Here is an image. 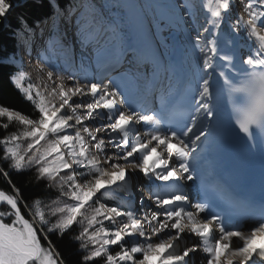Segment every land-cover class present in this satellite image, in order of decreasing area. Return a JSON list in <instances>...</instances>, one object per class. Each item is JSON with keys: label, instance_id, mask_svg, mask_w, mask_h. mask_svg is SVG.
Here are the masks:
<instances>
[{"label": "snow or ice", "instance_id": "snow-or-ice-1", "mask_svg": "<svg viewBox=\"0 0 264 264\" xmlns=\"http://www.w3.org/2000/svg\"><path fill=\"white\" fill-rule=\"evenodd\" d=\"M0 264H264V0H0Z\"/></svg>", "mask_w": 264, "mask_h": 264}, {"label": "trees", "instance_id": "trees-1", "mask_svg": "<svg viewBox=\"0 0 264 264\" xmlns=\"http://www.w3.org/2000/svg\"><path fill=\"white\" fill-rule=\"evenodd\" d=\"M7 103L11 104L12 106L19 108L22 111H27V106L21 103L15 96H8L6 101Z\"/></svg>", "mask_w": 264, "mask_h": 264}, {"label": "bare ground", "instance_id": "bare-ground-1", "mask_svg": "<svg viewBox=\"0 0 264 264\" xmlns=\"http://www.w3.org/2000/svg\"><path fill=\"white\" fill-rule=\"evenodd\" d=\"M33 75H34L35 79H39V76H38V74L35 71H33ZM261 242L262 241L260 239H257V241L255 243L258 246Z\"/></svg>", "mask_w": 264, "mask_h": 264}]
</instances>
